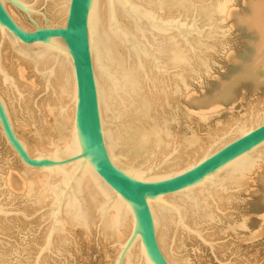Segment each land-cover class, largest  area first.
Returning <instances> with one entry per match:
<instances>
[{
	"label": "bare ground",
	"instance_id": "1",
	"mask_svg": "<svg viewBox=\"0 0 264 264\" xmlns=\"http://www.w3.org/2000/svg\"><path fill=\"white\" fill-rule=\"evenodd\" d=\"M69 1H52L55 3L53 4L55 7L51 17L60 20L62 25L66 22ZM134 1L160 16L170 15L171 11L176 10L191 11L198 15L200 23H205L209 27L205 36L207 42L203 43L194 37L195 46L200 50V54H193L187 50L176 34L150 28L141 22L139 24L141 23L143 28L147 30L137 29L133 22L134 15L126 10L120 0H116L121 21L136 35L143 37L142 39L147 43V48L154 50L163 60L165 68L170 70V74L161 75L148 65L151 83L147 85L137 68L135 54L126 48L124 38L111 22L108 0H100L99 12L95 17L97 50L94 54V62L100 82L104 120L109 125L117 122H123L125 125L119 131L115 128L107 133L111 148L119 147L121 154H124L125 150L138 153L134 158L139 159L140 162L143 159L145 161L141 163H147L145 167L141 168L143 170H150L155 158L159 163L173 150H177L178 154H176L171 166L181 168L190 160L191 152H193L194 157L195 155L198 156L196 159H200L206 149L202 154L198 152L203 146L200 145V138L192 129L190 135H183L184 139H182L178 134H172L170 125L178 123L179 118L180 120L183 119L179 114L181 110L179 104L182 99L189 104L207 106L206 110L196 113L189 111L190 109H185V115L183 114L185 122L196 118L201 124L209 125V122L222 112V101L228 100L231 96L230 86L227 88L223 86L222 91L217 96L198 100L195 98L194 92L192 93L191 83L195 81L199 83L202 79H209L213 76L212 70L216 56H225L228 51L227 44H216L221 39L219 35H224L220 29L222 25L228 23L238 14L236 15V12L231 9V0H212L211 2H207V0ZM42 2L43 0H37L35 9ZM4 4L17 23L27 30L31 29L24 14L17 11L10 3L4 2ZM247 4L249 7L248 15L238 16L236 20L246 25L245 28H248L249 31L254 30L258 41L254 46L252 63L240 78L241 80L243 78L245 80L246 78L252 79L256 82V86L260 87L264 85V80H261L256 73L258 68L264 67V0H247L246 6ZM35 16L38 15H33L34 18ZM52 18L49 17L53 22H56ZM35 19L41 22L39 18ZM142 31H146V33L148 31V34L143 36ZM1 38L0 33V43ZM210 40L213 42L210 43ZM9 57L11 61H8ZM0 94L7 101L13 124L19 135L33 136L36 140L35 146L40 150H46V152H56L57 148H61L65 152L75 151V142L69 131L73 120L75 96L74 70L70 59L40 49V47L16 44V41L8 36L0 47ZM259 108L254 105L248 114V116L253 115L255 123L264 121V110ZM166 109L172 112L170 116L163 115ZM248 116L239 117L235 121L231 116L230 124H226L221 132H232L229 139L241 135L249 127ZM45 128H50L52 136L44 140L41 134ZM187 128L190 129V126ZM210 134L212 136L221 135L220 131ZM1 136L0 142H4ZM183 142H185L183 147L187 148V152L182 151ZM51 144L55 145V149H52ZM43 145L45 148H42ZM30 148L31 150L34 149L31 146ZM128 157L131 160L134 159ZM15 158V153L10 154L9 149L4 154L0 150V203H9L13 200L17 201V205L19 203L30 204V207L32 206L36 210L45 207L47 204L55 203L59 193L58 186L45 184V181H52V184L58 181L59 184H64L66 179L57 176V180L54 181L50 180L48 175L36 174H34V178L32 176L28 178L26 174H32L31 170L24 168L23 172H19L14 167ZM257 165V160L248 158L234 166L223 175L224 180L228 182L223 191L227 192L228 185L230 188L248 185L253 180L251 177L258 167ZM214 192L217 194V202L220 205L223 201H229L230 196L225 195V197L222 196L224 195L222 193ZM111 196L112 192L94 174L89 170L83 172L67 197L62 212L63 218L59 219L55 225L51 223L53 217L51 212H46L39 218L48 220V223L46 228L36 229L38 232L36 237L32 239L38 243L43 238H47L48 254L46 253L44 257L51 259V254L59 252L62 255L64 250L71 257L72 254L68 248L74 246L73 250L76 251L79 247L76 236H80L83 243H79L88 249L97 236L96 234H98V239L103 241V247H105L104 242L110 239L113 241L124 239L130 230V217L128 212L123 210L121 204L118 202L110 203ZM195 196L199 197V200H187V198L179 196L173 201L187 208L193 216L192 221L197 224L217 222L219 217L217 218L214 214L213 207L205 197L204 191L196 192ZM154 213L158 228V240L169 261L172 264H193L189 256L181 254L183 246L177 245L176 240L170 241L171 230L174 225V231L176 230L175 215L160 206L154 207ZM24 227L30 229L33 226L30 224L24 225ZM239 227L245 228V224L242 223ZM55 230H58L60 234L58 233L56 237H53ZM9 231L11 228L6 227L1 220L0 264H24V261L20 259L24 248L17 247L16 243L9 241L7 237L10 235ZM180 234L182 236L184 232H180ZM21 241L23 246L25 240L21 239ZM99 244L101 243L98 242V246ZM111 248L114 250L112 254L105 252L107 264H113L118 253V248L112 246ZM134 262L143 264L141 250L138 247L135 251Z\"/></svg>",
	"mask_w": 264,
	"mask_h": 264
},
{
	"label": "water",
	"instance_id": "2",
	"mask_svg": "<svg viewBox=\"0 0 264 264\" xmlns=\"http://www.w3.org/2000/svg\"><path fill=\"white\" fill-rule=\"evenodd\" d=\"M36 1L30 3L27 0H0L2 36L0 47L10 36L16 44L40 47L71 60L74 70L75 96L73 120L69 131L76 148L73 152H65L57 148L56 152L52 153L40 150L36 146H33L34 149L31 150L17 133L7 101L0 94L1 135L22 165L39 175H48L50 180L56 181L57 176L66 179L64 184H59L58 181L55 184H52V181H45V184L58 186L59 193L55 203L47 204L34 211L31 217L25 212L14 215L31 221L46 212H51L53 213L51 223L55 225L59 219L63 218V208L77 179L83 172L89 170L112 192L110 203L121 204L130 217L128 235L120 241L112 242V247L118 248L113 264H139L134 262L137 247L141 250L143 264H172L161 249L158 240L155 206H160L175 215L176 230L173 232V240L177 239V234L184 231L189 237L195 236L207 244L208 240L204 232L189 223L188 209L173 199L180 196L187 200H199L195 193L204 191L218 208L219 203L215 199L214 190L217 186L225 189L226 181L223 175L248 158L255 160L264 158V121L255 123L253 115H249L248 129L233 139H229L232 134L230 131L213 136L207 133L206 135H209L212 141L207 140L208 147L202 157L196 159L198 156L194 157L193 154L189 165L176 171L167 172L166 170L173 164L178 154L177 150H173L159 163L155 158L150 170L141 169L147 163H141L136 158L131 160L128 155L119 152V147L111 148L107 139V133L110 130L116 128L119 131L125 125L123 122L109 125L104 120L100 82L94 62V54L97 50L95 17L99 12L100 0H70L66 22L63 25L53 22L42 10L35 9ZM120 1L126 10L134 15L133 22L137 29L143 28L141 23H144L150 28L177 34L188 43L183 45L191 53L200 54L195 44H190V36L194 33L202 36L205 32H199L195 24L188 26L176 18L160 16L138 5L134 0ZM4 2L10 3L25 14L33 28L27 30L17 23ZM108 6L111 22L124 38L126 48L135 54L137 68L145 83L147 85L151 83L148 65L158 74H170V70L165 68L159 55L147 48L143 37L136 35L121 21L116 0H108ZM33 15L40 16L42 21L38 22ZM142 32L143 36L148 34V31ZM51 147L55 149V145L51 144ZM0 215H8L1 206ZM58 233L60 234L58 230H55L53 237H56ZM47 249V238H45L40 248L39 261L47 253Z\"/></svg>",
	"mask_w": 264,
	"mask_h": 264
},
{
	"label": "rangeland",
	"instance_id": "3",
	"mask_svg": "<svg viewBox=\"0 0 264 264\" xmlns=\"http://www.w3.org/2000/svg\"><path fill=\"white\" fill-rule=\"evenodd\" d=\"M33 1L34 0L31 2ZM211 1L212 0H207V2ZM231 1V9L236 12V15H238L230 19L228 23L222 25L220 30L221 33L224 32V35H219L221 36V39L218 40V43H216L227 44L228 51L225 56H216L214 69L212 70L213 76L211 78H204L202 81H199V83L196 81L191 83L193 89L192 93L194 92L195 98L198 100L200 98H211L219 95L223 86L226 88L230 86L231 96L228 100L222 101V112L213 118L209 122V125L201 124L196 118H194L192 121H187L188 123L185 122L186 120L183 114L185 115L184 112L186 110L190 109L189 111L196 113L197 111L206 110L207 106L202 104H189L182 99L181 103L183 104H179L181 109L179 114L183 119L180 120L179 118L178 123L170 125V131L172 134H178L179 137H182V139H184L183 135L189 136L192 129L193 132H195L200 138V145L203 146L198 151L200 154H202L207 147V140H209V138L206 134L213 132L219 133V131L221 133L222 128H224L226 124H230V121L232 120L231 116H233L234 121L235 119H239V117L245 118L250 113V108L254 105H256L257 108L261 107L259 109L264 110V85L259 87L256 86V82L252 79L250 80L246 78L245 80V78H243L244 80H241L240 78L248 66L252 63L254 46L258 41L257 34L254 30L249 31L248 28H245L246 25L236 20L238 16L243 14L248 15L249 7L248 4L246 6L247 0ZM53 4L55 3H51L49 0H43L42 3L37 5V8L52 18L51 14L54 13L53 11L55 7ZM171 12L169 13L170 15L164 16L167 18H176V20H180L183 24H187L188 26L195 24L198 27L199 32H205L202 34V36H198L197 33L191 35L190 44H196L194 37L200 39V41L203 43L205 41L207 42V38L205 36L208 33L209 27L205 23H200L201 21L198 15L191 11L187 12L186 10H176ZM20 13L23 14L22 12ZM53 20L60 23V20ZM28 23L32 29L33 25L27 19V24ZM179 38L182 41V44H188L184 39L181 37ZM212 42L213 41L210 40V43ZM8 61H11L10 57ZM256 74L261 80H264V67L258 68ZM170 105L172 106V104ZM230 109H233V112ZM231 112L232 115L230 114ZM171 113L172 112L170 110L166 109L163 115L165 114V116H170ZM35 116L38 120V115L36 114ZM187 126H190V129H188ZM41 135L43 136L44 140L45 138H50L52 136L50 128H45ZM20 136L27 142L29 147L35 146L36 140L33 138V136L24 134ZM184 145L185 142L182 143L181 147ZM42 148H45V145H43ZM8 149L10 150V154H13V150L7 145L4 139V142H0V150L4 154ZM186 149L187 148L183 147L182 151L187 152ZM125 154L131 158H134L138 155V153H135V151L130 152L129 150H125ZM192 159L193 152L190 154V160L182 165L181 168L188 164ZM142 161L145 160L141 159V162ZM257 164L258 167L251 177L253 180H251L250 183L245 187L230 188L228 185L227 192H224V189L221 186H217L218 188H215L214 191L224 194L222 196H230L229 201H223L221 205L219 204L220 206L218 208L215 207V203H213L212 199L207 197V195L204 193L205 197L207 200H209L213 207L214 214L217 216V218L219 217L217 222L214 221L213 223L197 224L192 221L193 216L191 213H189V223L191 225L194 224V227L201 229L208 240V243L205 244L201 240L195 238V236L189 237L184 231H181L184 232V235L182 236L180 233L177 234L176 244L183 246L181 249V254L189 256L193 264H264V158L257 159ZM14 167L19 172H23L22 170L26 169L19 161L17 156L15 158ZM178 169H180L179 166H171L166 171L172 172ZM31 172L32 174H26L28 178L31 176L34 178V174L39 175L35 171L31 170ZM227 183L228 182H226V186ZM215 199L217 200V194H215ZM18 205L17 201L13 200H11L9 203L1 202L0 206L8 212V215H0V221L2 220L6 227L8 226L11 228V231H9L10 235L7 236L9 241L11 243H16L17 247L19 246L20 248H24L22 251V256L20 257V259L24 261V264L25 262L26 264H38V262L39 264H107L105 252L107 251L109 254L114 252V250L111 248V246H113V244L111 245L113 241L111 239L107 242L105 241V247H103V241L98 239V234H96L97 238H94L90 249H88L82 246L83 244H80L81 242L83 243V241L80 240V236H76V239H78L77 241L80 242H78V246L80 248L77 246L78 248L76 251L73 250L74 246L70 249L68 248V250L71 251V257L65 250L62 251V255H60L59 252L54 251L55 253L51 254V259H46L44 255L39 261L38 256L40 253V248L43 246L45 238H43L41 241H38V243H35L33 241V237H36L35 235L38 232L36 229L46 228L48 220H42L39 219L40 217H37L34 220L27 221L22 216H15L14 214L16 213L25 212L29 217H31V215L34 213V210H36L35 208H32V206L30 207V204L19 203ZM242 223L245 224V228L239 227ZM30 224L33 226L30 228L31 230L29 227H24V225L26 226ZM174 228L175 225L171 230L170 241L173 240L172 238ZM1 236L2 234L0 232V237ZM21 239L25 240L23 246ZM97 241L101 243L99 246Z\"/></svg>",
	"mask_w": 264,
	"mask_h": 264
},
{
	"label": "flooded vegetation",
	"instance_id": "4",
	"mask_svg": "<svg viewBox=\"0 0 264 264\" xmlns=\"http://www.w3.org/2000/svg\"><path fill=\"white\" fill-rule=\"evenodd\" d=\"M31 2V1H30ZM35 18H39V21H42L41 17L35 16ZM27 19V18H26ZM29 24V23H28Z\"/></svg>",
	"mask_w": 264,
	"mask_h": 264
}]
</instances>
